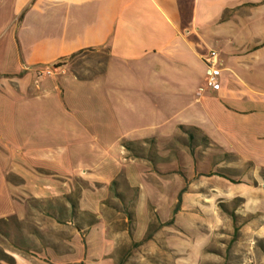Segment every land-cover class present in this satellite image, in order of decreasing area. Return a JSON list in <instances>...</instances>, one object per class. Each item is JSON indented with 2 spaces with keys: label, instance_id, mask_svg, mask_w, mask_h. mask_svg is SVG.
Returning a JSON list of instances; mask_svg holds the SVG:
<instances>
[{
  "label": "crops",
  "instance_id": "obj_1",
  "mask_svg": "<svg viewBox=\"0 0 264 264\" xmlns=\"http://www.w3.org/2000/svg\"><path fill=\"white\" fill-rule=\"evenodd\" d=\"M101 50L100 70L79 69ZM262 171L264 0H0V220L49 202L56 227L26 230L0 264H119L156 216L176 247L219 218L236 264H264ZM49 229L61 248L39 246Z\"/></svg>",
  "mask_w": 264,
  "mask_h": 264
},
{
  "label": "rangeland",
  "instance_id": "obj_2",
  "mask_svg": "<svg viewBox=\"0 0 264 264\" xmlns=\"http://www.w3.org/2000/svg\"><path fill=\"white\" fill-rule=\"evenodd\" d=\"M105 58L106 52L104 50L94 54V58L87 57L85 60L82 58V55H78L77 66L80 69L82 66H85L84 64L88 66L94 64V72H96L102 67ZM81 72L83 73L84 71ZM89 73L90 71H87V74ZM140 146L136 144L133 147L137 153L139 151L143 152ZM227 161L234 165L236 164L233 162L234 158L232 157H227ZM249 170V166L245 165L243 168H234L229 172L232 173V179L238 181L242 177V172ZM261 175L264 178V171L261 172ZM9 179L11 181H17L13 178ZM123 190L125 192L124 199L128 205L130 200H132V191L128 189ZM24 203L28 207V217L22 221H18L16 218H8L5 221H0V260L2 261L8 259L1 251L10 249V241H20L21 234L26 232V230L33 232L34 228H56L48 218L43 217V215L46 216L43 213L45 209L47 210L50 204L49 202L27 200ZM51 204L54 205L55 202ZM236 204L237 202L234 200L228 203L226 208L232 209ZM196 220V232L194 234L186 232L178 233L177 235L180 240L176 247V243H171V238L176 233L171 232L170 228H159L160 225H158V217L156 216L153 218L152 223L141 241L132 243L131 246L121 250L123 256L119 264H187L188 262L195 264H236L233 258L234 256L232 255L234 249L230 245L235 239L232 229L227 228L225 222L219 220V218H217L216 222L214 221L212 228H203L200 224L201 217ZM169 223L170 221L166 222V225ZM56 234L51 229L45 230L43 236L46 239L44 237L43 239L41 238L38 243L39 246H50L55 249L61 248L58 243L52 244L50 242V235Z\"/></svg>",
  "mask_w": 264,
  "mask_h": 264
},
{
  "label": "built area",
  "instance_id": "obj_3",
  "mask_svg": "<svg viewBox=\"0 0 264 264\" xmlns=\"http://www.w3.org/2000/svg\"><path fill=\"white\" fill-rule=\"evenodd\" d=\"M205 64V84L206 87L217 89L218 78L220 74L218 53L214 50L210 51L207 56L203 58ZM60 69L56 64L44 65L35 70V79L40 80L46 77L53 76L54 73Z\"/></svg>",
  "mask_w": 264,
  "mask_h": 264
},
{
  "label": "trees",
  "instance_id": "obj_4",
  "mask_svg": "<svg viewBox=\"0 0 264 264\" xmlns=\"http://www.w3.org/2000/svg\"><path fill=\"white\" fill-rule=\"evenodd\" d=\"M181 128V130L182 131H184V132H186L187 134H188V140H189V142L191 143V141L192 140H194V136H193V134L191 133V131H194V129H188V130H185L183 127H180ZM202 139H203V141L204 142H206V143H209L208 142V139L206 138V137H202ZM124 146L127 148V149H129V150H131V151H134V148H133V146H132V143H124ZM0 221H5V220H0ZM5 236H6V234H5ZM7 237V236H6ZM2 252V251H1ZM3 253V252H2ZM3 255H4V253H3Z\"/></svg>",
  "mask_w": 264,
  "mask_h": 264
}]
</instances>
